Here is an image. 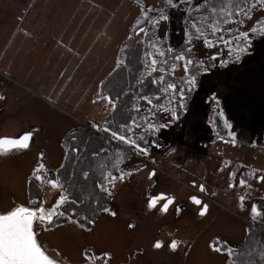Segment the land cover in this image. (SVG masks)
Returning a JSON list of instances; mask_svg holds the SVG:
<instances>
[{
  "label": "rangeland",
  "instance_id": "374dc122",
  "mask_svg": "<svg viewBox=\"0 0 264 264\" xmlns=\"http://www.w3.org/2000/svg\"><path fill=\"white\" fill-rule=\"evenodd\" d=\"M196 1L175 8L165 0H0V138L32 133L27 148L0 154V213L18 205L51 208L61 193L69 196L70 202L58 209L64 216L34 226L53 259L63 264H230L227 253L215 246H239L252 227L264 231L263 219L252 214V206L262 210L264 200L248 182L239 184L250 168L234 158L249 156L248 140L264 154V37L253 56L234 66L223 64L222 42L210 40L209 47L199 40L197 52L215 68L205 73L182 115L163 113L170 124L140 144L147 154L111 135H126L130 118L138 122L137 113L113 120L115 107L105 99L111 96L100 92L119 62L122 43L131 36L144 41L154 26L145 11L158 19L163 10L169 19L160 21L161 33L182 39L184 32L175 33L179 21ZM263 15L264 9H258L247 24ZM185 63L179 60L169 70L183 76ZM146 67L153 73L151 60ZM122 76L114 91L124 83ZM113 149L123 153L124 171L111 183L98 180ZM41 163L40 175L59 179L63 190L35 179ZM101 184L111 197L109 207H103L106 196L95 188L103 190ZM201 184L217 195L201 193ZM162 190L172 195L164 193L165 198L178 202L167 212L160 201L149 206ZM195 196L203 199L201 205L191 201ZM204 204L208 211L201 215ZM259 240L249 239L246 262L261 258ZM173 241L178 242L175 250Z\"/></svg>",
  "mask_w": 264,
  "mask_h": 264
},
{
  "label": "trees",
  "instance_id": "16d2710c",
  "mask_svg": "<svg viewBox=\"0 0 264 264\" xmlns=\"http://www.w3.org/2000/svg\"><path fill=\"white\" fill-rule=\"evenodd\" d=\"M188 1L192 0L177 3V6ZM216 2L217 0H213V4H216ZM202 3L203 0H197L182 13L183 17L179 21L181 28L179 31L175 32L179 35L184 32V37H182V39H176L173 34L164 35L161 33L160 24L154 25L147 30L148 32L143 42L136 40L133 36L127 38L121 45L117 66L107 78L103 79L100 92L105 95H110L116 102L111 118L113 120L117 118V116L125 118L127 113L130 115L137 113L136 118L138 122L136 121V123L133 124L130 118L126 126L131 127L132 130L128 131L126 127L124 131H126V135L135 139L138 144H148V137L154 134L157 135V132L160 133L163 128L160 127L161 125L170 124L163 118V113L173 116L172 113L175 112L179 116L182 115L188 107L190 108L192 101L191 97L194 93L198 92L205 73L215 68L214 63L207 64L204 57L197 52L199 40L208 39L213 42H222L226 53L223 64L234 66L242 65L246 59L253 56L257 43L264 37V31H261V29L264 28V15L256 19L254 24H247L250 20L248 17L252 16L258 9H264V4L256 3V0H248V4L246 5V10L249 12L248 16L243 14L235 16L234 22L221 25L224 31L215 34H211V30L205 28L206 36H199V38H197L198 34H195V30L192 29L191 23L187 18L191 16L198 20L201 15H208L202 8L197 10ZM253 4H255V6H253ZM241 21L243 22L241 23ZM253 28L256 29L255 32L252 31ZM241 32H247V38L240 36ZM190 33L193 34L191 42H189ZM220 37H223V41ZM224 41H230V43L226 44ZM153 42H155L159 50L166 53L165 56L161 57L156 55V49L151 46ZM240 48H245L246 50L244 52H239L238 49ZM169 49L172 51H168ZM147 52H152L153 55H156L158 60V64L155 66L157 71L153 73H150L151 71L148 72L146 67L151 60L145 55ZM177 55H183L185 61H193V63L188 66L187 73L180 77H176L177 75H174L171 70H169L171 64L179 61L175 59ZM164 61H167V63H164ZM161 69H163V71H160ZM121 75H123L121 80H123V78L125 79L124 83L118 86L116 91H114V88L112 89L113 84ZM160 76L164 77L163 83L159 80ZM192 77H195L194 85L189 83ZM168 84H175V89H168L167 92L163 91ZM130 86H133L134 90L125 92V88ZM122 87L124 88L121 89ZM142 97L151 99L152 103L149 104L148 101L142 99ZM182 103H185L184 107L181 106ZM111 118H109V123L114 122ZM149 123L156 125L159 130H150L148 128ZM67 137L69 142L73 140L70 135ZM141 137H143V139H141ZM74 147H70L72 158L76 155ZM132 148L134 147L132 146ZM113 151L109 152V157L106 155L111 161L99 172L98 178L100 179L98 180L106 182L111 179V177L117 178V176L124 171L122 165L123 153L118 149H113ZM118 159L120 162L113 167ZM109 174H111V177ZM106 177L108 179H106ZM99 187L100 186L95 185V188L100 192L99 196H106L105 198L103 197V207H109L111 197L108 195L107 191L101 190ZM98 205L101 206V203ZM78 208L84 210L82 204H79ZM77 212L80 216L82 215L79 210ZM95 213L96 211L93 212L96 218L98 214ZM249 229L251 230L246 235L245 241L242 242V244L235 247L228 244L227 247L233 248L237 253L244 254L247 248L246 246L250 244L249 239L255 237L260 239L258 250H260V253L264 252V231L257 227ZM243 257L244 255L241 258ZM232 259H235V257H232L231 260ZM231 260L229 261L230 264ZM254 264H264V259L259 258Z\"/></svg>",
  "mask_w": 264,
  "mask_h": 264
},
{
  "label": "snow or ice",
  "instance_id": "6c2138e0",
  "mask_svg": "<svg viewBox=\"0 0 264 264\" xmlns=\"http://www.w3.org/2000/svg\"><path fill=\"white\" fill-rule=\"evenodd\" d=\"M137 2H140V0H137ZM165 2L172 7H176L177 4L175 0H165ZM180 2H184V0H180ZM256 3L264 4V0H256ZM248 4V0H217L216 4H213V0H203V3L199 5L198 9L200 8L204 9L208 15H201L200 18L194 19L191 16H189L187 19L191 23L192 29L195 30V34H198L197 38L199 36H206L205 28L211 30V34H215L217 32L224 31V29L221 27V25L228 24L230 22H234V17L239 16L241 14L248 16L249 12L246 10V5ZM255 6V4H253ZM144 16L146 20L149 23H152L153 25H158L160 21H166L169 19L168 15H166L163 10H161V14L158 19H152L148 17V12H144ZM243 21H241L242 23ZM141 21H137V24H140ZM253 32L256 31L255 28L252 29ZM261 31H264V28L261 29ZM140 33H144L145 29L140 28ZM193 34H189V42L192 40ZM240 36H243L247 38L248 33L247 32H241ZM220 39L223 41V37H220ZM226 44L230 43V41H224ZM205 43L211 47L213 46L211 41L208 39H205ZM152 48L156 49V55L158 56H165L166 53L164 51H161L157 48L155 42L152 43ZM245 48L238 49L239 52H244ZM168 51H172L169 49ZM147 57L151 59V65L156 66L158 64V60L156 58V55H153L152 52H147L145 54ZM176 60H183L185 57L183 55H177L175 56ZM164 63H167V61H164ZM193 61L187 60L184 64V68L187 71L188 66L192 64ZM172 68H175V64L172 65ZM152 71H157L156 67L152 68ZM160 71H163L161 69ZM159 80L161 83L164 82V77L160 76ZM191 84H195V77H192L189 81ZM175 84H168L166 88L163 89V91L167 92L168 89H175ZM105 99L108 100V102L115 107L114 98L113 97H105ZM142 99H146L149 104L152 103L151 99L147 97H142ZM183 106V105H181ZM173 116L176 115L175 112L172 113ZM133 124L136 122L133 121ZM165 125H161L160 127H164ZM230 126V125H229ZM128 128V131H131V127L125 126ZM138 127V125H137ZM148 128L150 130H159L156 125L149 123ZM105 131H108V129H104ZM111 135L114 138L119 139L120 141L132 145L135 147L137 151L143 154H147L148 149L141 147L140 144L137 143L135 139H133L130 136L118 134L117 132H112ZM231 135V133H230ZM31 138V133L25 134L20 138H0V154H5L8 151L16 148H27L28 147V141ZM143 139V137H141ZM235 143V140L231 141ZM119 159L116 161V163L113 165L115 167L119 163ZM101 167H104V165H101ZM45 170V166L43 163L39 164L37 168L34 170L33 175L35 176L36 180L41 181L42 183H48L53 188H58L63 190V184L60 182L59 179L53 178V179H45L43 175H40L42 171ZM125 174H121L119 177L120 179H123V176ZM154 175V173L150 174ZM234 176L235 173H232ZM111 177V174H109ZM106 179H108L106 177ZM116 179V177H111L109 179V183H111V180ZM261 179H264V177H261ZM247 181L245 179H240L239 184L241 186L245 185ZM235 185H230V187H233ZM101 187L104 191H107V188L101 184ZM200 190L204 191V186L200 185ZM194 203L200 204L201 201L196 198H191ZM245 197L241 196V206L243 207V201ZM165 200V196L161 194L160 196H154L149 201L150 207H156L158 201ZM70 198L67 195H64L61 193L56 200L55 204L51 208H45L43 206V203H41L36 208H30L26 206H17L14 209L8 211L7 213L0 214V264H58V261L50 257L40 242L37 239V232L34 230V222H39L41 225L45 224H51L54 217L57 216H64V211H58L64 204L69 203ZM173 201L171 199H167V202L163 204L161 210L164 212H167L168 206L172 204ZM105 211H108V209H104ZM207 211V205H204L203 209L201 210V215H204ZM252 214L253 217H261L264 218V211H262L260 208H258L256 205L252 206ZM114 215V213H113ZM71 219V217H69ZM75 222V221H74ZM83 226V225H82ZM162 246L161 242H157L155 244L156 248H160ZM178 246L177 241H173L170 245V247L175 250ZM217 252H226L227 255L232 258L235 257V259L231 260V264H251L250 261L246 262L241 257L244 255L242 253H237L233 248L227 247L226 242L222 244H218L214 248ZM107 255V254H105ZM261 259H264V252L260 254ZM89 260H93L94 257H87Z\"/></svg>",
  "mask_w": 264,
  "mask_h": 264
},
{
  "label": "crops",
  "instance_id": "0c3cea01",
  "mask_svg": "<svg viewBox=\"0 0 264 264\" xmlns=\"http://www.w3.org/2000/svg\"><path fill=\"white\" fill-rule=\"evenodd\" d=\"M250 144H247V150L249 151V156H238L234 157L237 162L245 163L247 167L250 168V174L248 175V178L246 177V180L248 184L251 185L253 189V193L260 199L263 198L264 200V179H261V177H264V154L251 144V141L248 140ZM252 154V155H250ZM230 158V157H229ZM235 162V160H231ZM264 206V202H263ZM262 211H264V207L262 208ZM264 222V218H262ZM248 221H246L247 223Z\"/></svg>",
  "mask_w": 264,
  "mask_h": 264
},
{
  "label": "flooded vegetation",
  "instance_id": "af4514ba",
  "mask_svg": "<svg viewBox=\"0 0 264 264\" xmlns=\"http://www.w3.org/2000/svg\"><path fill=\"white\" fill-rule=\"evenodd\" d=\"M201 185H203L204 186V191H201L200 190V185L198 186L199 187V190L201 191V193L203 192L205 195L207 194V195H213V196H215V195H217V192L216 191H213V190H210V188H209V186H207V185H204V184H201ZM230 185H232V184H230ZM160 193H166V192H164L163 190L160 192ZM166 194H168L167 196H168V198L170 197V196H172V195H170L169 193H166ZM208 197V196H207ZM171 198H174L175 200H174V202L172 203V206L173 205H175V204H177L178 202H177V199L175 198V197H171ZM167 201V198H165V200H161L160 201V203H159V205L160 206H162L165 202ZM192 201V200H191ZM170 211V210H169ZM176 239H178V238H176Z\"/></svg>",
  "mask_w": 264,
  "mask_h": 264
},
{
  "label": "water",
  "instance_id": "95a60500",
  "mask_svg": "<svg viewBox=\"0 0 264 264\" xmlns=\"http://www.w3.org/2000/svg\"><path fill=\"white\" fill-rule=\"evenodd\" d=\"M26 134H28V133H26ZM23 135H25V134H23ZM23 135H20V136H18V137H15V138H20V137H22ZM4 137H6V136H4ZM3 137V138H4ZM8 138H11V137H8ZM31 142H32V133H31V138H30V140L28 141V146L31 144ZM165 197L167 196L166 194H164V193H162ZM161 194H159V195H157V196H160ZM154 197V196H153ZM196 198H198L200 201H201V203L200 204H197V205H201L202 204V202H203V199L202 198H200V197H198V196H195ZM192 198V197H191ZM171 200L172 201H174L175 199L174 198H171ZM192 200V199H191ZM192 202H193V200H192ZM196 204V203H195ZM204 205H206V204H204ZM204 205H203V207H204ZM18 206H22V205H18ZM44 206V205H43ZM26 207H28V206H26ZM45 207V206H44ZM203 207H202V209H203ZM30 208H33V207H31L30 206ZM45 208H47V207H45ZM207 211H208V204H207ZM207 211L205 212V213H207ZM0 214H4V213H0ZM35 223L36 222H34V226H35ZM34 230H35V227H34ZM38 239V238H37ZM56 260V259H55ZM56 261H58V260H56ZM58 264H63V263H61L60 261H58Z\"/></svg>",
  "mask_w": 264,
  "mask_h": 264
},
{
  "label": "bare ground",
  "instance_id": "6f19581e",
  "mask_svg": "<svg viewBox=\"0 0 264 264\" xmlns=\"http://www.w3.org/2000/svg\"><path fill=\"white\" fill-rule=\"evenodd\" d=\"M39 241V240H38ZM45 250V249H44ZM47 253V252H46ZM48 254V253H47ZM49 255V254H48ZM50 256V255H49ZM62 263V262H61Z\"/></svg>",
  "mask_w": 264,
  "mask_h": 264
}]
</instances>
